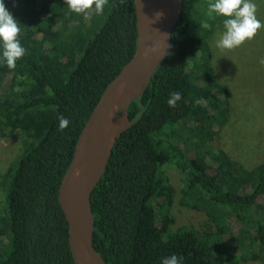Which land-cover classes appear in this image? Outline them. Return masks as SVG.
I'll return each instance as SVG.
<instances>
[{
	"label": "trees",
	"instance_id": "1",
	"mask_svg": "<svg viewBox=\"0 0 264 264\" xmlns=\"http://www.w3.org/2000/svg\"><path fill=\"white\" fill-rule=\"evenodd\" d=\"M212 2L184 0L168 55L130 103L135 122L92 191L93 243L108 264H161L172 254L183 264H264V162L246 166L218 146L231 109L211 46L227 17L210 14ZM4 3L27 51L15 69L0 62V135L16 134L21 149L2 182L0 264H75L59 187L94 107L134 55L135 3L108 0L99 15L93 6L91 21L65 0ZM172 91L182 94L175 108ZM167 165L182 176L180 204L206 214L204 231L172 229Z\"/></svg>",
	"mask_w": 264,
	"mask_h": 264
},
{
	"label": "water",
	"instance_id": "2",
	"mask_svg": "<svg viewBox=\"0 0 264 264\" xmlns=\"http://www.w3.org/2000/svg\"><path fill=\"white\" fill-rule=\"evenodd\" d=\"M134 3L137 19L134 55L110 81L94 107L59 187L58 200L68 223L75 264H108L93 243L91 194L105 172L118 137L135 122L129 117L130 103L145 91L168 55L184 0H134Z\"/></svg>",
	"mask_w": 264,
	"mask_h": 264
},
{
	"label": "rangeland",
	"instance_id": "3",
	"mask_svg": "<svg viewBox=\"0 0 264 264\" xmlns=\"http://www.w3.org/2000/svg\"><path fill=\"white\" fill-rule=\"evenodd\" d=\"M257 18L264 22V0H254ZM224 26L215 28L211 46L214 53L213 67L218 81L228 90L231 113L219 133L218 146L232 158L252 167L264 162V27L256 36L234 50H221L216 41L224 32ZM16 135V134H14ZM8 130L0 135V210L4 203L3 178L11 163L21 154L20 142ZM165 171L177 189L172 209V229L192 226L200 231L207 229V216L179 202L182 176L172 165ZM249 264H263L250 261Z\"/></svg>",
	"mask_w": 264,
	"mask_h": 264
},
{
	"label": "clouds",
	"instance_id": "4",
	"mask_svg": "<svg viewBox=\"0 0 264 264\" xmlns=\"http://www.w3.org/2000/svg\"><path fill=\"white\" fill-rule=\"evenodd\" d=\"M65 3L71 11L82 13L86 21H91L92 14L89 10L94 6L95 13L101 14L108 0H65ZM209 10L210 14L214 12L227 17L223 21L225 30L216 41V47L221 50H234L253 39L258 30L264 27V22L257 18V5L254 0H214L209 4ZM20 25L18 19L7 9L4 0H0V43H2L0 62L6 63L10 70L15 69L17 61L23 58L27 51L19 39ZM259 63L264 66V57L260 58ZM181 99V92L172 91L167 104L170 108H175ZM196 103L204 105L206 101L199 99ZM68 124L67 118L59 117L61 131L67 128ZM161 264H183V257L172 254L162 258Z\"/></svg>",
	"mask_w": 264,
	"mask_h": 264
}]
</instances>
